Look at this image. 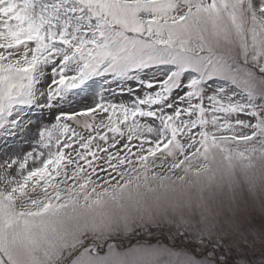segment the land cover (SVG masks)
<instances>
[{
  "label": "snow or ice",
  "instance_id": "obj_1",
  "mask_svg": "<svg viewBox=\"0 0 264 264\" xmlns=\"http://www.w3.org/2000/svg\"><path fill=\"white\" fill-rule=\"evenodd\" d=\"M18 135L0 264H264V224L233 207L264 196V0H0Z\"/></svg>",
  "mask_w": 264,
  "mask_h": 264
},
{
  "label": "rangeland",
  "instance_id": "obj_2",
  "mask_svg": "<svg viewBox=\"0 0 264 264\" xmlns=\"http://www.w3.org/2000/svg\"><path fill=\"white\" fill-rule=\"evenodd\" d=\"M33 123H35L36 120V115L32 116ZM48 121L47 119L44 120V124H47ZM5 141L8 143H13L15 142L17 147L22 149L23 151H29L31 150L28 143L25 142L23 136H8V137H3L0 136V144H3ZM205 199H207L208 194L205 192ZM192 196V211L194 212H199L202 209L196 208V202L200 199V194L198 191L193 190L191 193ZM219 200L224 201V212L228 215H231V213L228 212V195L227 193L222 196L218 197V200L213 202L209 201L211 210L213 213L217 211V205ZM233 207L236 209V218L240 219L241 221L247 220L249 217L253 218V222L256 227H260L262 224H264V196H261L259 199L253 198L245 189L242 193L238 190V195H237V200L236 203L233 205ZM177 211H184L187 212L188 208L186 205L181 203V207L177 209ZM156 235H159L158 233H153V236H145L144 240L145 241H151L155 243L154 237ZM144 241H141L143 243ZM161 242H168L167 241V233L164 234V236L161 239ZM137 243V238L132 237V238H123V243H122V248H127L130 245H134ZM119 246V245H118Z\"/></svg>",
  "mask_w": 264,
  "mask_h": 264
}]
</instances>
